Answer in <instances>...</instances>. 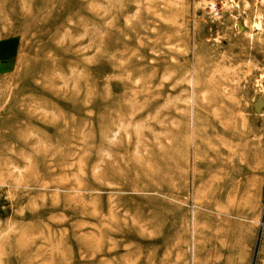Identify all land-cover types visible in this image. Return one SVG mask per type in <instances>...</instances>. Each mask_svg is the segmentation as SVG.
<instances>
[{"label": "rangeland", "instance_id": "374dc122", "mask_svg": "<svg viewBox=\"0 0 264 264\" xmlns=\"http://www.w3.org/2000/svg\"><path fill=\"white\" fill-rule=\"evenodd\" d=\"M264 0H0V264H264Z\"/></svg>", "mask_w": 264, "mask_h": 264}, {"label": "crops", "instance_id": "0c3cea01", "mask_svg": "<svg viewBox=\"0 0 264 264\" xmlns=\"http://www.w3.org/2000/svg\"><path fill=\"white\" fill-rule=\"evenodd\" d=\"M259 154L264 156V149L262 148V146H261V149L259 150Z\"/></svg>", "mask_w": 264, "mask_h": 264}]
</instances>
